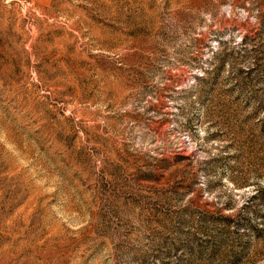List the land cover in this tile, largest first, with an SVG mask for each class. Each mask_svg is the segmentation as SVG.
Wrapping results in <instances>:
<instances>
[{"label": "rangeland", "instance_id": "374dc122", "mask_svg": "<svg viewBox=\"0 0 264 264\" xmlns=\"http://www.w3.org/2000/svg\"><path fill=\"white\" fill-rule=\"evenodd\" d=\"M0 264H264V0H0Z\"/></svg>", "mask_w": 264, "mask_h": 264}]
</instances>
